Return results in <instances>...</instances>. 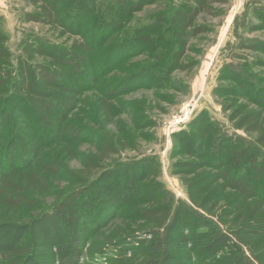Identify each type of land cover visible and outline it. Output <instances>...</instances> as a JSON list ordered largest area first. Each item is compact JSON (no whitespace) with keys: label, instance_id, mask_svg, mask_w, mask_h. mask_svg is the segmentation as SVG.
<instances>
[{"label":"rangeland","instance_id":"rangeland-1","mask_svg":"<svg viewBox=\"0 0 264 264\" xmlns=\"http://www.w3.org/2000/svg\"><path fill=\"white\" fill-rule=\"evenodd\" d=\"M186 2L60 0L62 15L68 9L76 13L64 26L26 21L24 14L38 8L27 0L0 4V31L13 66L28 36L45 43L43 51L34 50L28 58L38 63H53L77 40L92 44L86 78L76 81L70 72L66 79L71 90L66 93L75 100L60 127L44 128L21 103L0 117V170L11 165L9 154L24 169L28 159L21 154L23 141L37 145L32 163L54 159L61 166L50 180L51 189L37 196L40 204L25 209L16 227L0 230V252L26 237L19 226L38 219L60 259L55 264H60L70 251L67 234L63 223L48 216L77 187L84 196L76 209L87 226L77 264H160L153 245L162 227L136 214L155 204L173 210L185 203L191 209L174 216L162 264H201L206 259L224 264L247 251L227 229L220 226L219 233L215 217L191 203L185 179L208 171L211 161H230L228 148L238 141L257 147L256 134L237 128L232 118L264 109V0H227L201 12L195 23L205 29L189 33L179 58L169 20ZM110 92L116 96L109 98ZM70 128L78 131L77 137ZM200 129L206 131L202 138L196 133ZM101 139L113 145L103 156ZM262 150L264 154V146ZM89 160L95 165L86 166ZM189 161L197 163L196 171L186 165ZM260 183L262 191L264 173ZM148 192H153L151 202L144 200ZM109 212L115 214L105 218ZM187 233L192 242L186 244ZM215 253L221 258H212ZM36 254L25 264H42Z\"/></svg>","mask_w":264,"mask_h":264},{"label":"trees","instance_id":"trees-1","mask_svg":"<svg viewBox=\"0 0 264 264\" xmlns=\"http://www.w3.org/2000/svg\"><path fill=\"white\" fill-rule=\"evenodd\" d=\"M27 1L37 4L38 8L24 14L26 21L64 26L69 17L76 14L68 9V13L62 15L58 8L60 0ZM186 1L177 6L172 21L169 20V24L172 22L171 25L174 27L172 41L180 50L179 58L187 48L189 33H200L205 29L204 26L195 23L199 14L203 11L211 12L213 4L227 2V0ZM135 8L139 10L141 7L135 6ZM5 40V34L0 31V117L4 118L9 107L14 103H21L29 108L32 116L44 128L60 127L59 125L65 120L66 111L71 108L75 100L73 95L66 93L70 88L66 79L70 72L76 81L86 78L87 71L84 65L92 50L91 42L84 38L77 40L64 56L57 55L53 63H38L28 61V58L32 56L34 50L43 51L42 46L45 43L38 37L28 36L23 42L22 55L16 58V65L13 66L12 55L5 45ZM147 40L149 41L148 38ZM55 47V45L51 46L52 49L57 50ZM115 96L113 92L108 95L109 98ZM259 98L256 99L258 102L264 99V97ZM232 120L235 121L237 128L256 134L257 147H251L248 141L241 143L238 141L239 143L228 148L230 161L228 159L217 161L211 157L216 161L208 164V171L185 179L187 195L194 206L216 218L219 233H222L220 226L223 227L224 232L227 229L233 238L247 249L229 257L224 264H264V189L261 191L263 184L260 183L261 175L264 173V154L263 150L261 151V146H264V109L249 111L241 117H233ZM205 132L200 129L196 133L202 138ZM69 133L74 137L78 136L76 129L70 128ZM22 144L25 150L21 151L22 157L28 159L23 166L24 169L17 168L19 166L16 167L13 163L14 157L9 154L11 165L7 170H0V230L16 227V222L25 209L38 206L40 201L37 196L51 189L52 176L58 175L61 170L59 162L54 159L32 163L33 158L38 156L36 143L23 141ZM99 147L102 156L106 151L113 150V145L107 139H101ZM95 163L96 161L89 160L86 166L90 167ZM186 165L195 171L198 168L194 161H189ZM84 172L88 174L87 171ZM77 178L74 182H80ZM154 190L156 189L153 188ZM148 194L144 198L145 202H151L153 199V192ZM83 196L82 187L70 189L54 205V214L48 216L63 223L67 234L70 251L62 257L60 264H77L81 255V244L86 236L87 226L84 222L85 218L76 206ZM171 210L170 205L155 204L141 208L136 213L137 217L146 218L158 227H162L161 234L153 245L158 254L156 260L160 264L168 255V234L174 216L180 211L186 213L191 209L184 203L182 207ZM99 212V215H102L101 211ZM114 212L111 214L109 212L104 217L109 214L107 217L110 218L115 214ZM36 220L38 219L28 221L23 225L24 227L19 226L23 228L26 237L0 252V264H25V261L36 252V255L42 259V264H55L60 260L50 242L42 235ZM191 239L190 233H187L185 243L192 242ZM212 258L218 260L221 255L215 253ZM212 262L215 261L206 259L201 261V264Z\"/></svg>","mask_w":264,"mask_h":264},{"label":"crops","instance_id":"crops-1","mask_svg":"<svg viewBox=\"0 0 264 264\" xmlns=\"http://www.w3.org/2000/svg\"><path fill=\"white\" fill-rule=\"evenodd\" d=\"M4 1H6V0H0V4H3V3H4Z\"/></svg>","mask_w":264,"mask_h":264}]
</instances>
